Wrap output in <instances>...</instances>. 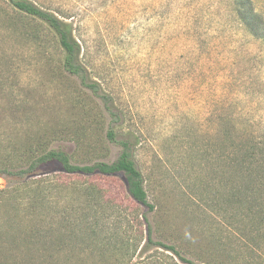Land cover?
I'll list each match as a JSON object with an SVG mask.
<instances>
[{
  "label": "rangeland",
  "instance_id": "rangeland-1",
  "mask_svg": "<svg viewBox=\"0 0 264 264\" xmlns=\"http://www.w3.org/2000/svg\"><path fill=\"white\" fill-rule=\"evenodd\" d=\"M30 1L73 26L81 63L102 97L64 72L57 39L40 21L0 0V158L23 152L30 139H53L57 128L75 162H113L120 153L106 137L113 128L132 141L156 205L159 215L148 214L160 225L154 238L188 251L186 257L198 264L211 263L210 256L225 264H244L250 256L257 262L255 251H237L231 235L222 233L233 244L219 240L223 229L212 212H196L192 204L229 189L222 177L224 148L264 135V0H247L245 9L255 12L249 24L235 0ZM104 104L118 119L105 117ZM60 170L49 164L34 177L54 180ZM71 179L102 188V239L115 225L119 237L136 234L134 218L147 210L130 199L123 174ZM6 187L0 177V190ZM83 238L72 260L62 264L122 262V252L108 245L103 256L92 239ZM139 252L130 264L143 263ZM144 257L181 264L162 249Z\"/></svg>",
  "mask_w": 264,
  "mask_h": 264
},
{
  "label": "trees",
  "instance_id": "trees-1",
  "mask_svg": "<svg viewBox=\"0 0 264 264\" xmlns=\"http://www.w3.org/2000/svg\"><path fill=\"white\" fill-rule=\"evenodd\" d=\"M6 1L16 11L40 21L56 37L63 53L64 72L79 80L81 88L90 91L93 97L101 98L99 86L88 80L81 63V46L74 37L73 26L30 0ZM235 2L236 7L243 10L241 19L245 23L250 19L252 21L255 12L245 9L249 1ZM102 112L112 121L118 119L108 105ZM51 135L53 139H30L25 143L23 152L16 153L13 150L10 156L0 158V177L7 181V187L0 190V264L69 262L75 255L81 236H84L83 242L92 239L94 248L103 256L108 245L112 246V252H122L123 260L119 264H130L138 250L139 256L143 258L140 264H165L158 258L153 261L144 257L153 248L171 253L181 264H198L186 257L188 251H181L175 244L154 238L155 226L157 224L159 228L160 225L156 219L152 221L148 214H159L149 198L146 180L136 165L130 139L119 137L110 128L106 137L110 144L120 147L118 158L113 162L100 160L77 163L63 142L59 141L66 139L65 133L55 128ZM221 161L224 164L223 182L229 189L219 198L209 201L196 199L192 206L199 213L206 208L212 212L214 224L223 229L218 232L219 240H229V244H233L230 236L223 237L222 233H226L237 241L238 252H244L241 248L244 247L248 252L255 251L258 254L255 257L257 262H249L254 259V256H250L244 264H264V247L261 246L264 240V135L238 140L230 151L224 148ZM49 164L60 166L61 177H55L54 180L43 176L34 177L39 169ZM117 174L125 176V189L130 199L147 211L134 218L139 224L136 234L127 238L119 237V227L115 225L111 236L102 239L100 222L103 207L100 206L105 199L102 188L93 182L71 178L110 177ZM66 202L67 205L61 207V203ZM160 231L159 228L157 232ZM229 249L231 252L234 250L232 247ZM223 251L224 248L217 250V256ZM198 256L201 259L203 255ZM208 260L211 263L206 264L227 262L224 259L222 262L216 261L212 256Z\"/></svg>",
  "mask_w": 264,
  "mask_h": 264
}]
</instances>
